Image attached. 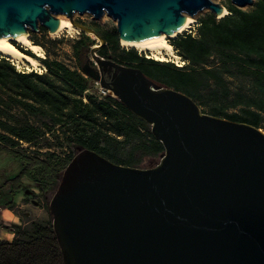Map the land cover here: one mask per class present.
<instances>
[{
	"label": "water",
	"instance_id": "95a60500",
	"mask_svg": "<svg viewBox=\"0 0 264 264\" xmlns=\"http://www.w3.org/2000/svg\"><path fill=\"white\" fill-rule=\"evenodd\" d=\"M230 3L243 10L253 0ZM224 9L211 0H0V38L53 34L58 16L93 35L99 43L81 72L163 147L146 169L77 150L48 203L62 264H264V132L99 57L105 41L72 19L107 15L119 42H137L176 32L203 10L221 19Z\"/></svg>",
	"mask_w": 264,
	"mask_h": 264
},
{
	"label": "trees",
	"instance_id": "16d2710c",
	"mask_svg": "<svg viewBox=\"0 0 264 264\" xmlns=\"http://www.w3.org/2000/svg\"><path fill=\"white\" fill-rule=\"evenodd\" d=\"M225 9L228 15L223 18L207 14L198 19L194 33L168 41L184 62L181 67L121 49L116 30L91 28L106 43L97 55L136 68L155 84L185 94L202 112L206 108L211 116L260 128L264 120V1L257 0L249 11L230 2ZM81 34L72 47L77 60L91 42ZM23 53L37 58L30 51ZM38 61L46 68L44 73L18 70L0 57V154L20 163V170L0 186L10 187V200L0 203L5 208L14 209L12 200L24 190V179L42 194L54 192L79 149L135 168L145 158H159L163 153L149 126L116 98L84 95L91 80L81 72L80 61L78 69L49 58ZM233 78L248 80L249 90L232 91L228 80ZM48 136L60 141L63 153L47 151L41 157L24 147ZM17 216L21 223L24 217ZM22 223L18 228L6 227L14 237L11 242L0 241V264H62L51 219Z\"/></svg>",
	"mask_w": 264,
	"mask_h": 264
},
{
	"label": "rangeland",
	"instance_id": "374dc122",
	"mask_svg": "<svg viewBox=\"0 0 264 264\" xmlns=\"http://www.w3.org/2000/svg\"><path fill=\"white\" fill-rule=\"evenodd\" d=\"M213 3H217L222 5L224 8L226 4L230 2V0H211ZM257 0H253V4ZM253 4L251 6L245 7L243 10L244 11H249L252 9ZM207 14H211L209 10H203L201 13L197 14L195 17L196 23L194 26L186 31L185 33H190L195 30V27L198 23V19L200 17H203ZM74 21H77L84 26L88 28H94V29H99L101 31H115L116 30V24L113 22V20L108 17L107 15H104L101 19L99 20H94L91 15L89 14H83V15H78L74 14L73 15ZM82 32L78 30L76 33H72L71 35H67L66 33H61L56 36H53L52 34H49L47 30L41 28L39 29L38 32H31L29 31L28 34L30 35V40L31 42L38 43V45L42 48L43 50V57L42 58H36L38 59H44V58H49L50 60H57L63 64H65L67 67L70 69H78L79 68V61H80V66L84 64L86 61V57H89V48H91L94 45H97L99 42L92 38V36L88 35L90 37L91 42L87 43V48L83 49L82 54L79 56V60H77L76 56L74 55L73 52V45L77 40L82 38ZM184 34V33H183ZM181 34V35H183ZM179 35V36H181ZM177 38V37H176ZM119 47L121 49L125 50H130L129 48H122L120 46L119 42ZM21 52H23L22 48H19ZM133 50V49H132ZM137 52V51H136ZM138 53V52H137ZM139 55L145 57V58H150L146 54L138 53ZM174 54L178 56L174 50ZM1 57V56H0ZM152 59V58H150ZM154 60V59H153ZM179 61H182L179 57L177 61L174 60H167L164 62H169L172 63L173 65H176L179 63ZM39 62V61H38ZM40 63V62H39ZM18 70H23L26 72H37V73H44L46 71V68L40 63V65L37 68H32L28 67L27 65H14ZM229 87L232 91L235 90H242L244 92L248 91L250 88V83L248 80L244 79H239V78H233L229 79ZM204 113L208 114V109L204 108ZM260 130L264 132V120L260 124ZM58 134L59 136L61 135V132L59 131ZM60 146V141L55 140L53 137L48 136L45 140L39 141L35 144L32 145H25L24 147L28 149L29 152L37 153L41 157L44 156V153L47 151H54L57 153H63V150L59 147ZM0 157L4 158H9L3 154H0ZM159 158H154V159H149L145 158L143 162L140 165V168H151L154 167ZM5 170L0 167V180L2 178H5L6 175H4ZM6 174V173H5ZM60 178V176H59ZM2 189V188H1ZM23 194H20V205H27L28 207L25 209L22 208H14L13 213L17 216H22L24 217L21 221L22 222H27V221H35V222H48L51 217L48 213V203L53 195V191H48L45 194H42L38 189L37 186L33 183H28L26 182V187H24ZM1 195V200L7 201L9 199V195L3 196ZM19 205V206H20ZM28 209V210H27ZM25 212H29L28 215L24 214ZM42 212L43 213V219L41 216L38 215V213ZM10 225V224H9ZM12 227V225H10ZM5 227H2L1 221H0V241H5V235H4V229Z\"/></svg>",
	"mask_w": 264,
	"mask_h": 264
},
{
	"label": "bare ground",
	"instance_id": "6f19581e",
	"mask_svg": "<svg viewBox=\"0 0 264 264\" xmlns=\"http://www.w3.org/2000/svg\"><path fill=\"white\" fill-rule=\"evenodd\" d=\"M227 14L224 9L223 13L219 17H223ZM74 20V18L72 17ZM59 26L58 29L52 34L56 36L61 33H66L71 35L76 33L78 28L73 27L69 20L65 16H58ZM196 23L195 18L188 17L185 25L176 32H171L168 34H160L157 37L142 40V41H120V46L122 48H129L137 51L138 53L146 54L148 57L164 62L167 60H178V56L174 54V49L168 42L170 39H175L179 35L190 30ZM92 38L97 40L93 35ZM19 48L32 52L38 58L43 57L42 48L31 42L30 35L28 33L19 37H3L0 38V56L8 59L14 65H27L28 67L37 68L40 63L37 59L27 56L25 53L21 52Z\"/></svg>",
	"mask_w": 264,
	"mask_h": 264
},
{
	"label": "crops",
	"instance_id": "0c3cea01",
	"mask_svg": "<svg viewBox=\"0 0 264 264\" xmlns=\"http://www.w3.org/2000/svg\"><path fill=\"white\" fill-rule=\"evenodd\" d=\"M0 167L5 170L4 175H6L5 178H2V180H0V186H1V184L7 179L8 176L17 173L20 170V163L18 161H16V160L11 159V158H6V157L2 158V157H0ZM26 182L31 183V182L27 181L26 179H24L22 181L24 187H26ZM9 190H10L9 186L4 187L2 189L0 188V194H2L3 196L9 195ZM23 193H24L23 191L18 192L15 195V197L13 198L12 201L14 203V208H22V209L25 208L26 209L28 207L27 205H20L19 198L21 196L20 194H23ZM0 197H1V195H0ZM9 200H10V196H9V199L7 201H3V202H2V200L0 198V203L5 204ZM1 205L2 204H0V221H1L2 227H5L3 229L4 235H5V239L4 240L6 242H11L13 237H14V234L9 229H7L6 227H11L10 225H12V226L18 228L21 225L20 219H19L18 216H16L13 213V210L7 209L3 205L2 206ZM24 214L28 215L29 212H25ZM38 215L43 218V213L42 212L38 213ZM43 219H45V218H43Z\"/></svg>",
	"mask_w": 264,
	"mask_h": 264
},
{
	"label": "built area",
	"instance_id": "2783aa9c",
	"mask_svg": "<svg viewBox=\"0 0 264 264\" xmlns=\"http://www.w3.org/2000/svg\"><path fill=\"white\" fill-rule=\"evenodd\" d=\"M182 65H184L183 61H179V63L176 64V66H179V67H181ZM85 94H89V95L95 96L99 100L105 98L106 96L113 97L112 94L108 90L103 89L101 87L99 82L92 81V80L90 82L88 90H86L84 92V95ZM83 101L85 102V99H83Z\"/></svg>",
	"mask_w": 264,
	"mask_h": 264
},
{
	"label": "flooded vegetation",
	"instance_id": "af4514ba",
	"mask_svg": "<svg viewBox=\"0 0 264 264\" xmlns=\"http://www.w3.org/2000/svg\"><path fill=\"white\" fill-rule=\"evenodd\" d=\"M104 79H105V81H108V75L107 74L104 75Z\"/></svg>",
	"mask_w": 264,
	"mask_h": 264
}]
</instances>
